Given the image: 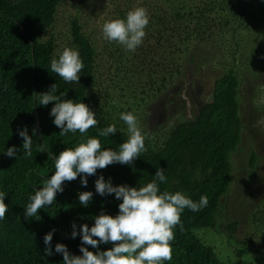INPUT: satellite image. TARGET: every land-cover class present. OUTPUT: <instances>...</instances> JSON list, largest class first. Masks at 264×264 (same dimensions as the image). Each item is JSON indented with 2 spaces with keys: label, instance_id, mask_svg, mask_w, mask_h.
Here are the masks:
<instances>
[{
  "label": "trees",
  "instance_id": "16d2710c",
  "mask_svg": "<svg viewBox=\"0 0 264 264\" xmlns=\"http://www.w3.org/2000/svg\"><path fill=\"white\" fill-rule=\"evenodd\" d=\"M64 1L0 0V192L4 193L8 205V212L0 221V264H63V254L55 251L57 244H64L73 256H82L81 247H87L95 254L110 250L114 247L111 242L100 243L97 248L82 243V226L93 227L94 218L101 214L117 216L122 203L115 194H98L96 180L103 176L105 182L110 181L113 186L139 188L152 182L160 168L165 170L167 177L166 183L157 181L161 193L179 191L194 202H199L201 196L208 198V205L200 211L185 209L181 213V224L173 229L174 240L170 242L172 260L164 264H225L195 231L217 229L221 202L230 190L231 157L240 144L242 129L237 55L242 54V48L250 40L248 36L254 31L264 42V0H122L124 4L114 8L117 18L126 19L127 12L135 7L147 9L150 22L145 29V48V43L149 42L173 44L176 47L170 55H177L182 61L185 58V62L175 66L174 61L173 64L165 63L158 79L161 86L154 89V78L151 79V83L141 87L142 96L151 90L146 95L156 98L174 76L180 78L186 66L194 62L192 55L196 57V53L197 56L200 53L198 45H202L206 34L207 40L217 37L223 45L228 43L229 37L235 41L234 51L229 54L232 62L214 80L210 101L204 103L193 118L177 123L160 146L156 144L146 148L130 165L115 163L106 169H98L95 175L87 177V187L81 183L84 174L72 182H64V191L57 193L52 205L26 218L25 209L31 197L54 175V158L88 138L99 139L101 150L118 152L120 144L128 139L121 126L120 113H133L134 104L140 102L137 99L139 86H136L135 89L128 88L130 91L123 92L119 98L106 94L107 99L104 98L105 102H100L102 105L98 108L93 85L101 54L94 42L82 32L77 19L70 20L69 48L77 50L83 61L80 81L68 83L51 71V60L58 58L56 54L64 49L59 47L53 32L58 8ZM107 44L103 48V52L107 49L109 63L106 75L119 81L128 77L127 86L131 79L127 63L131 59L135 61L133 58L138 54L144 62L148 58L147 52L142 47L129 52L118 43L108 41ZM248 52L251 53L250 50ZM188 56L191 59L186 61ZM54 84L56 88L51 94L59 97V102L73 100L87 104L96 114L98 123L85 134L77 131L62 135V129L53 123L54 117L50 115L54 102L41 106L35 100L41 145L36 132L33 94L49 93L50 86ZM112 124L116 125L115 134L99 135L101 129ZM25 129L33 140L31 156L25 154L24 141L19 135ZM12 147L17 151L10 158L6 151ZM256 159L252 153L248 161L250 169L256 165ZM86 191L92 192L93 198L88 206H83L78 196ZM250 216L251 236H260L264 240V205ZM237 225L231 221L224 227L229 240H233ZM53 230L52 254L47 255L44 237ZM74 230L80 233L75 238L72 237ZM235 254L238 259L249 258L251 264H264V252L247 243L239 246ZM233 264L244 263L238 260Z\"/></svg>",
  "mask_w": 264,
  "mask_h": 264
},
{
  "label": "rangeland",
  "instance_id": "374dc122",
  "mask_svg": "<svg viewBox=\"0 0 264 264\" xmlns=\"http://www.w3.org/2000/svg\"><path fill=\"white\" fill-rule=\"evenodd\" d=\"M123 4L122 0H65L58 8L53 32L60 48L70 47V20H78L82 32L94 42L101 54L93 85L94 95L99 100L98 108L102 105L100 102H105L104 98L107 99L106 94L119 98L123 92L126 94L130 91L128 88L135 89L139 86L137 99L140 102L134 104L133 114L138 118L142 134L145 136V147H155L156 144L160 146L177 123L193 118L197 110L210 101L214 80L228 69L232 62L229 54L234 51L235 41L229 37L228 43L223 45L219 43L217 37L207 40L206 34L202 45H198L200 53L198 56L196 53V57L192 55L194 62L186 66L180 78L174 76L167 86L161 88L156 98L146 95L151 90L144 92L142 96L141 87L148 84L151 79L154 78L152 80L154 89L161 86L158 79L165 63L175 62L173 64L175 66L177 63L185 62V58L182 61L181 57L170 55L171 50L174 51L176 47L173 44L157 45L149 42L145 43V48L142 43L137 49L140 50L142 47L148 58L144 62L141 61L137 51L138 56L133 58L135 61L131 59L127 63L131 74L127 86L128 77L125 81L108 77L107 49L103 52V48L109 44L103 38L102 26L108 20L117 19L114 8ZM250 34L248 36L250 40L242 48V54L237 55L241 79L239 105L242 129L240 144L231 157L233 169L230 190L222 199L217 229L195 231V234L212 247L217 258L225 264H233L238 260H242L244 264H251L249 258L238 259L235 254V250L243 243L264 252V240L260 236H251L253 232L250 222V215L264 205V89H261L264 87V42L257 38L255 31ZM242 36L247 38L244 33ZM145 40L144 38L143 42ZM201 57H204L203 61L199 62ZM189 59L190 56L186 61ZM151 71L156 73L150 74ZM121 126L128 138L127 125L124 121ZM252 153L257 159L254 168L250 169L248 161ZM231 221L238 223L233 240L227 238L224 230L226 224Z\"/></svg>",
  "mask_w": 264,
  "mask_h": 264
},
{
  "label": "clouds",
  "instance_id": "9594fccd",
  "mask_svg": "<svg viewBox=\"0 0 264 264\" xmlns=\"http://www.w3.org/2000/svg\"><path fill=\"white\" fill-rule=\"evenodd\" d=\"M150 18L147 9L135 7L126 14V19H112L102 26L103 38L123 46L126 51L135 52L142 45L146 36L145 29ZM58 58L51 60V71L68 83H79V73L83 70V61L79 52L65 47L57 54ZM49 93L34 94L39 105L55 104L50 115L54 117L53 123L62 129L61 134L79 132L85 134L90 128L97 125L96 114L83 102L75 103L73 100L59 102L60 98L52 95L56 84L51 85ZM120 120L127 125L128 139L120 144L119 151L111 149L101 150L99 139L88 138L86 142L79 143L75 148L61 151L55 160V172L44 182L41 190L35 192L31 202L25 209V217L35 216L45 206L52 205L57 193L64 191V182H72L80 174H84L81 183L87 187V177L96 174L98 169H106L109 165L120 163L130 165L140 154L146 151L145 136L139 125L138 118L132 112L120 113ZM116 125L112 124L100 130L99 135L107 137L115 134ZM23 150L27 156L32 155V137L27 129L20 131ZM16 148H8L6 155L14 157ZM157 181L166 183L167 177L163 168L157 169L155 179L139 188L126 185L113 186L105 182L101 176L95 182V189L101 196L115 194L119 204V214L115 217L101 214L95 217V224L89 228L84 224L81 228L82 243L93 248L100 243H113L114 247L108 251L95 254L87 247H81L82 256H73L64 244H57L55 251L63 254V264H164L172 260L173 249L171 241L174 240L175 226L181 224V213L185 209L198 212L208 205L207 196H201L199 202H194L183 193L164 191L161 193ZM83 206H88L93 198L92 192H82L78 196ZM8 212L5 195L0 192V221ZM76 225L73 224V229ZM53 232L45 235L44 243L47 255L52 254L51 242ZM80 233L75 230L72 237ZM98 238V239H94Z\"/></svg>",
  "mask_w": 264,
  "mask_h": 264
},
{
  "label": "water",
  "instance_id": "95a60500",
  "mask_svg": "<svg viewBox=\"0 0 264 264\" xmlns=\"http://www.w3.org/2000/svg\"><path fill=\"white\" fill-rule=\"evenodd\" d=\"M34 94H33V106H34L33 110H34V118H35V124H36V132H37V137H38L39 142L41 143V145H43L40 123L38 121V116L36 114V109H35V97H34Z\"/></svg>",
  "mask_w": 264,
  "mask_h": 264
}]
</instances>
